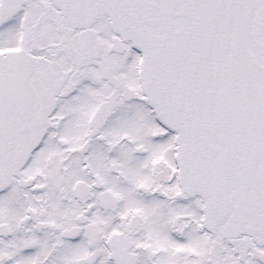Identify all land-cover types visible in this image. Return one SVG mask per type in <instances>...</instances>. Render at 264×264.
Returning <instances> with one entry per match:
<instances>
[{
	"label": "snow or ice",
	"instance_id": "6c2138e0",
	"mask_svg": "<svg viewBox=\"0 0 264 264\" xmlns=\"http://www.w3.org/2000/svg\"><path fill=\"white\" fill-rule=\"evenodd\" d=\"M0 264H264V0H0Z\"/></svg>",
	"mask_w": 264,
	"mask_h": 264
}]
</instances>
